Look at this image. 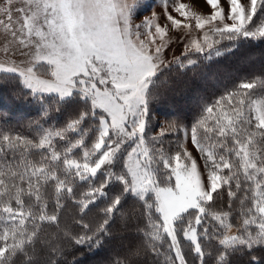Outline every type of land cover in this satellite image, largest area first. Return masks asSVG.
<instances>
[{"label":"snow or ice","instance_id":"1","mask_svg":"<svg viewBox=\"0 0 264 264\" xmlns=\"http://www.w3.org/2000/svg\"><path fill=\"white\" fill-rule=\"evenodd\" d=\"M206 2L209 15L172 0L178 19L168 11L169 0H161L166 21L188 37L186 59L171 61L164 55L172 43L168 25L161 26L154 11L134 21L144 0H20L15 9L6 0L0 7V26L29 49L21 64L0 63V74L18 77L37 100L50 96L82 105L66 126L42 129L37 140L0 136V264H38L41 243L47 246L45 264H58L64 250L42 240L46 224L70 245L98 247L122 199L139 205L144 248L154 256L166 248L165 264H188L181 237L198 264H206V255L230 264L234 255L264 248V79L243 80L205 106L190 130L181 129L183 139L174 148L161 139L163 127L158 135H145L149 104L165 69L220 56L214 46L224 39L264 40V19L257 17L258 11L264 17V0H227V13L220 0ZM195 30H201L199 37ZM168 130H177L174 121ZM69 132L76 136L69 139ZM189 135L203 173L184 143ZM57 140L67 143L58 149ZM110 184L119 192L93 226L86 220L89 206L107 196ZM69 199L80 214L75 234L60 229L59 209Z\"/></svg>","mask_w":264,"mask_h":264},{"label":"trees","instance_id":"2","mask_svg":"<svg viewBox=\"0 0 264 264\" xmlns=\"http://www.w3.org/2000/svg\"><path fill=\"white\" fill-rule=\"evenodd\" d=\"M257 17L264 19L259 11ZM216 48L221 49L222 54L214 56L211 60L201 57L196 66L178 69L176 65H172L165 69L163 83L149 104L148 131H153L155 126H159L163 121H174L177 128L190 129L205 106L213 104L219 96L234 89L239 82L254 78L264 79V40H227ZM0 75V136L18 135L37 140L42 129L66 126L82 108L78 102L57 103L56 98L50 96H45L42 101L37 100L22 86L18 77ZM15 78L18 82L12 83ZM67 136L72 139L76 134L69 132ZM179 136L174 132L166 134L163 139L165 146L174 148L180 141ZM88 138H91L90 131ZM63 144V141H56L58 149ZM96 179L99 181V174ZM105 191L106 197L98 198L94 205L89 206L92 211L88 212L86 220L93 226L101 221V209L119 192V186L110 184ZM227 200L225 194L222 203ZM63 204V208L59 209L60 229L67 228L75 234L80 231L75 223L80 215L78 207L70 199L63 201ZM53 209L54 201L49 199L48 211ZM232 222H236L235 216ZM107 227L108 235L101 234L103 238L100 245L93 248L68 244L62 232L54 225H43L45 231L42 232L41 238L63 248V255L57 258L58 264H114V261L125 258H128L131 264H165V257L170 255L166 248L160 256H154L152 252L145 250L141 229L146 227V221L141 215L139 205L132 200L125 202V199H122L121 211L113 214ZM209 230L211 231V224ZM181 247L188 264H198L190 251L189 242L182 237ZM136 250H139L140 254L131 255ZM211 250L215 253V242ZM34 259L38 264H45L48 259L46 245H36ZM229 259L230 264H264V248L246 250ZM205 261L206 264H216V261L207 255Z\"/></svg>","mask_w":264,"mask_h":264},{"label":"rangeland","instance_id":"3","mask_svg":"<svg viewBox=\"0 0 264 264\" xmlns=\"http://www.w3.org/2000/svg\"><path fill=\"white\" fill-rule=\"evenodd\" d=\"M180 2L186 3L188 5L191 6V8L195 11H197L198 13H201L203 15H209L213 10L211 9V7L207 4L206 0H180ZM242 3H247V0H241ZM171 3L172 0H169V9L168 11L176 18L178 19H182L181 17L178 16L177 13H175L172 10L171 7ZM220 4L222 7H224L225 12L227 13L228 11V4H227V0H220ZM153 11L157 14L158 16V22L161 24V26H165V24L168 25L169 27V36L172 37V43H170L167 47V49H165L164 55L165 58L169 61L173 60V57H180L181 59H186V57H183V52H184V48H185V43L187 42L188 37H183L182 38V33L180 31H176L174 29H172L170 22L166 21V17L164 15V10L162 7V3L161 0H144V7L139 9L137 12L136 17H134V21L136 23L140 22L141 17L144 16H151ZM194 24V21H193ZM207 27V26H206ZM195 34L197 37L200 36L201 34V30H195ZM227 41L226 39L221 40L218 44H216L214 47L216 48V46H220L223 42ZM189 55H192V53H189ZM198 55V54H196ZM195 56H193L194 58ZM0 63H4L7 64V61L1 60L0 59ZM9 63V62H8ZM175 65V64H173ZM1 76V75H0ZM18 82V79L15 78L13 79L12 83H16ZM23 86V85H22ZM158 125V124H157ZM163 127L166 130V134H170L172 132L177 133L180 138V141L183 139V132L181 131V129H188L185 127H178L176 131H172L168 130V123L167 122H161L159 124V126H155L153 131H148V128L146 129V137H151L152 135H158L159 133V129ZM190 130V129H189ZM148 132V135H147ZM165 134V135H166ZM164 135V136H165ZM164 136L161 138L162 140L164 139ZM65 144L67 143V141H63ZM186 147L188 148V150L190 152H192L193 156H195L198 160V163L201 164V171L203 173V167H202V160H200V157L198 155V153L196 152L195 148L193 147L192 143H191V139H190V135L189 138L184 141ZM63 144V145H65ZM128 146L126 145L125 148H127ZM166 147H170L169 145ZM205 179H206V173H204ZM235 223V222H233Z\"/></svg>","mask_w":264,"mask_h":264},{"label":"crops","instance_id":"4","mask_svg":"<svg viewBox=\"0 0 264 264\" xmlns=\"http://www.w3.org/2000/svg\"><path fill=\"white\" fill-rule=\"evenodd\" d=\"M6 5V0H0V7ZM20 5V0H13V9ZM19 18V13L13 10V20L16 21ZM0 19H4L0 16ZM7 23V21H5ZM15 27V24L13 25ZM29 49H23L21 45L11 39V35L5 32L3 26H0V59L7 61V63L15 61L17 64H21L27 59L23 52H28Z\"/></svg>","mask_w":264,"mask_h":264}]
</instances>
